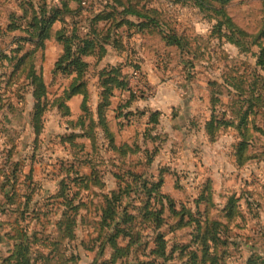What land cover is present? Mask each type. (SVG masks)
<instances>
[{
    "label": "rangeland",
    "instance_id": "374dc122",
    "mask_svg": "<svg viewBox=\"0 0 264 264\" xmlns=\"http://www.w3.org/2000/svg\"><path fill=\"white\" fill-rule=\"evenodd\" d=\"M12 1L4 2L6 6L0 9V26H5L6 14L11 13L15 7ZM145 1L141 0V5ZM84 2L86 16L100 12L105 5L101 0ZM148 3L165 11L167 22L185 35L189 49L184 55L175 49L165 51L160 41H146L138 35L131 36L125 32L123 41L127 50L122 52L109 46L108 60L112 64L123 62L125 65V72L131 79L132 92L140 101L139 107L145 108L144 111L161 110L163 113L159 132L164 144L158 155L155 154L156 158L151 164L142 150L141 155L130 157L121 165L120 162H114L115 151L106 148L102 140L93 151L90 141L80 139L79 142L87 144L89 154L79 153L75 157V151L69 144H61L67 126L55 111L48 113L46 130L37 147L28 123L30 108L17 102L12 112L8 106L4 108L2 114H6L5 126H0V183L6 184V190L15 189L19 192L20 200L13 201H20L23 209L16 205L13 208H18L17 212L9 210V207L0 210V264H16L14 259L9 258L17 252V247L23 246L30 247L29 254L35 264H94L95 261L109 259L112 251L108 244L103 245L105 234L101 232L100 226L102 208L111 191L118 190L127 175L129 164H135L134 170L145 173L153 181V175L158 176L163 171V190L170 195L177 210L185 207L196 213L195 201L201 198L200 194L204 190L207 196V187L210 188L212 201L206 203L201 200L200 208L204 212L208 208L212 218L221 219L226 224L223 240L227 245H220L218 253L211 252L206 260L203 255L202 264H212L211 258L216 256L223 264H264V159L259 158L264 157V131L257 129L264 130V115L253 117L256 124L253 152L250 153L253 159L244 166L237 165L234 155L238 143L235 129L225 130L215 141H211L203 131L205 122L211 118V95L216 96L222 92V101H229L226 88L220 84H209V81L223 83L221 76L228 68L246 63L247 55H241L231 44L209 42L213 22L204 20L197 8L191 5L174 6L166 0H148ZM237 4V8L232 11V15L238 17H234L237 22L255 27L264 11L261 0H245ZM60 27L61 24H58L55 28ZM10 41V37L0 38V46ZM62 53V45L51 39L46 49L36 55L37 67L50 86L52 98L62 93L71 82L64 76L53 81L52 70ZM89 61L93 63V68L87 76L93 107H96L100 80L95 68L96 59ZM125 95L117 93L114 110ZM114 113L110 116L116 119ZM126 124L124 130L119 129L118 144L139 139L145 147V117L139 118L133 112ZM6 133L9 138L5 136ZM16 138H19L18 141ZM14 145L15 150L12 149ZM146 149L150 154L155 152L152 144ZM77 159L94 160L97 165L94 166V172L100 184L90 185L89 189L81 188L86 192L80 194L76 204L82 205L72 212L61 203L64 202L61 198L56 199L54 196L61 189V181L65 179L64 167L68 168L69 163ZM17 164L24 175H33V181L25 185L21 178L13 189L9 187V179ZM82 172L90 171L83 167ZM244 189L255 193L254 197L247 199L249 194ZM233 194L238 197L240 195L242 199L238 202V214L228 222L223 209L229 200L227 195ZM1 200L3 196L0 187ZM27 204L29 208L25 213ZM171 206V203H166L165 225L161 229L168 240V251L173 255L169 264H191L189 252L196 247L192 245L184 252L182 247L192 240L195 225L179 226V217L171 212ZM132 213L138 215L139 210L134 209ZM189 220L187 215L185 222ZM67 225L69 230L65 232ZM143 228V234L147 236L150 230L147 231L146 226ZM125 243V240H119V244ZM99 251L106 254L101 256ZM140 260L148 258L143 256ZM129 264L137 263L130 258Z\"/></svg>",
    "mask_w": 264,
    "mask_h": 264
},
{
    "label": "trees",
    "instance_id": "16d2710c",
    "mask_svg": "<svg viewBox=\"0 0 264 264\" xmlns=\"http://www.w3.org/2000/svg\"><path fill=\"white\" fill-rule=\"evenodd\" d=\"M6 1L10 3V0H0V9L6 6L4 3ZM101 1L105 4L103 8L90 16L85 14L84 0L12 1L15 7L11 13L6 14L5 26H0V38L5 36L11 38L5 46H0V126L2 124L5 126L6 114L2 113L7 106L11 112L15 109L16 102L29 107L28 123L35 145L38 147L46 130L47 115L55 111L67 126V133L61 137V144H69L75 151V157L79 153L89 154L87 144L79 142L80 139L90 141L93 151L102 140L106 148L110 147L115 151V163L117 161L123 165L130 157H137L145 151L148 162L152 164L155 154L158 155L164 144L159 132L163 113L149 112L144 130L145 147L139 139L118 144L116 131L108 116L113 100L118 91L130 93L127 101L123 100L116 109L118 127L124 130L127 121H130L133 115V112L128 113L125 110L133 107L137 97L130 90L131 79L125 72L123 62L112 64L106 60L109 56L108 47L126 51L123 41L125 32L131 36L138 35L146 41H160L164 44L165 51L175 49L183 55L189 49V43L185 35L170 26L165 11L149 5L148 0L142 5L141 0ZM244 1L166 0L174 6L191 5L197 8L204 20L213 22L209 42L231 44L241 55H247L246 63L228 68L221 76L223 83L209 81V84H220L225 87L229 101L228 103L222 101L220 96L222 92L216 96L211 95V118L205 122L203 128L211 141H215L225 130L235 129L238 143L234 155L238 166H244L253 159L250 155L253 152L252 141L256 129L253 117L264 115V11L255 27L244 25L242 22L239 24L235 19L237 16H233L232 11L237 8V3ZM261 2L264 7V0ZM58 24H61V27L56 29ZM51 39L63 47V53L52 70L53 81L60 76L71 80L70 85L65 87L62 93L55 94L54 98L51 96L50 86L36 64L37 53L45 50L47 42ZM92 58L96 59L95 68L100 80L99 101L95 108L87 76L93 68V63L89 61ZM79 95L83 97L82 114L74 119L70 102ZM147 114V111H141L138 112V117L142 118ZM257 129L264 131L261 128ZM5 136L9 138L8 133ZM18 139L16 138L17 141ZM149 144L155 147L152 154L146 149ZM15 148L14 145L12 149ZM94 166L97 165L93 159L87 161L77 159L69 163L68 168L64 167L66 176L60 183L61 189L54 197L61 198L60 200L64 201L61 203L72 212L82 205L76 204L80 194L86 192L81 188L89 189L90 185L100 184V180L95 176ZM83 167L90 172L81 173ZM134 167L135 164H129L127 175L119 184L118 190L111 191L104 200L100 226L101 232L105 234L103 245L108 244L112 253L109 259L95 261L94 264H129L130 258L137 264H169L173 255L172 252L169 253L168 240L161 232L165 225L166 203H171V212L179 217V226L195 225L192 240L182 247L183 252L192 245L196 247L189 252L191 264H202L203 255L206 260L211 252L218 253L220 245H227L223 240V234L226 233L223 229L227 228L226 224L221 219L212 218L208 208L205 212L200 208L201 200H205L206 203L212 201L209 187L207 196L204 190L200 194L201 198L195 201L196 213L185 207L177 210L170 195L163 190L165 183L163 171H160L158 176L153 175L155 178L153 181L148 179L145 173L134 170ZM72 175L75 177L72 178ZM21 178L24 179L25 185L28 181H33V175H24L17 164L9 179L11 185H7L14 189ZM0 185L3 196L0 210L4 211L9 207V210L17 212L19 207L23 209L20 201L18 203L13 201L20 200L19 192L15 189L6 190L4 182ZM248 191L245 190L249 194L246 198L252 199L255 193ZM227 197L229 200L223 212L230 222L238 214V202L242 197L240 195L238 197L237 194ZM16 205L18 208L14 210L13 207H17ZM28 208L29 204L24 208L25 213L28 212ZM134 209L139 210L138 215L132 213ZM187 215L190 220L185 222ZM143 226L147 227V231L150 230L147 236L143 234ZM68 230L67 225L65 232ZM120 239L126 243L119 244ZM29 250V246L17 247V252L9 259H14L16 264H35ZM105 254L99 251V255ZM143 256L148 260H140ZM211 261L212 264H223L219 262L217 256L211 258Z\"/></svg>",
    "mask_w": 264,
    "mask_h": 264
},
{
    "label": "crops",
    "instance_id": "0c3cea01",
    "mask_svg": "<svg viewBox=\"0 0 264 264\" xmlns=\"http://www.w3.org/2000/svg\"><path fill=\"white\" fill-rule=\"evenodd\" d=\"M109 57V56H108ZM108 57H107V61H109L108 60ZM110 62V61H109ZM132 83H130V90H131V92L133 91V89H132ZM118 92H122V91H118ZM117 92V93H118ZM122 93H126V95L128 94V96H126L125 95V97H123L122 99H121V102L120 103H122L123 102V100H125V101H127V98H129V95H130V93L128 92V91H125V92H122ZM115 99L116 98H114V100H113V106H112V108H111V110L109 111V120L112 122V124H113V127H114V129H115V131H116V134L119 136V127H118V124H117V118L115 119V117L114 116H110V114L111 113H116V109H117V107L115 108V110H114V103H115ZM82 101H83V97L81 96V95H79V96H76V97H74L72 100H71V102H70V106H71V109H72V112H73V118L74 119H76V118H78L81 114H82V110H81V105H82ZM98 101H99V99H98ZM140 102V101H139ZM138 99L133 103V107H131V108H127L125 111L126 112H135V113H137V115H138V111H144V110H146L145 108H142V107H139L138 106ZM75 103H77V106L75 107ZM119 103V104H120ZM118 104V105H119ZM97 105H98V102H97ZM96 105V106H97ZM95 107V106H94ZM148 110V109H147ZM153 111H160L161 112V110H153ZM148 112V114L147 115H144L143 117H145V124L147 125V122H148V119H149V111H147ZM114 113V114H115ZM116 116H117V113H116ZM139 116V115H138ZM117 120V121H116Z\"/></svg>",
    "mask_w": 264,
    "mask_h": 264
}]
</instances>
